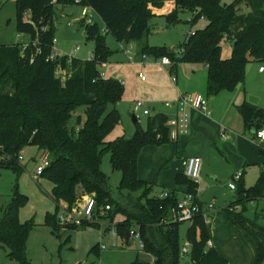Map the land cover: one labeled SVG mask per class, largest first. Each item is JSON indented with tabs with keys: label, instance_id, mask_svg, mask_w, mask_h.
Masks as SVG:
<instances>
[{
	"label": "trees",
	"instance_id": "obj_1",
	"mask_svg": "<svg viewBox=\"0 0 264 264\" xmlns=\"http://www.w3.org/2000/svg\"><path fill=\"white\" fill-rule=\"evenodd\" d=\"M170 2L171 7L166 8ZM57 5L87 7L101 20L105 35L95 22L81 23L86 40L94 43L90 60L65 55L48 59L54 48ZM182 10L192 14L190 24L205 19L207 25L189 34L178 47V56L164 47H148L145 40L150 19L163 16L172 26ZM15 11L16 32L27 35L29 42L25 46L0 45V168L18 173V156L26 147L48 152L49 166L40 177L51 184L49 195L55 212L45 216L44 224L52 235L57 237L62 228L75 231L98 227L99 219L113 222L120 215L122 220L115 223L120 241H124L126 231L136 228L144 245L142 253L149 258L144 261L136 257L130 264H180L179 226L183 223L168 221L178 201L177 192H167L165 198L157 199L151 196L155 184L141 180L137 172L144 147L171 142L168 117H147L145 129L136 121L131 138L105 142L121 122L118 111L113 108L107 112L108 106L118 104L123 95V86L115 77L100 76L99 67L112 54L105 36L110 35L120 44L136 43L139 56L168 57L173 67L182 63L205 65V95L214 97L244 85L248 63L264 64V0H232L229 4L222 0H15ZM222 40L233 47L226 60L220 56ZM57 70L66 72L63 81L55 76ZM237 109L245 130L264 129L262 109L246 102ZM104 152L110 153L112 170L121 174L116 199L100 170ZM174 183L185 187V193L197 194V185L182 173L175 175ZM87 195L94 196L97 210L110 207L107 216L79 227L59 226L56 217L60 208L71 210ZM236 195L240 203L264 198V171L249 189H244L240 178ZM27 201L15 190L0 217V247L9 250L11 260L24 263L25 241L32 224L19 222V210ZM230 209H225L227 220L251 243L255 252L253 264H262L264 247L250 229L254 222ZM184 241L189 244V264H227L214 248L207 246L209 231L200 216L189 223Z\"/></svg>",
	"mask_w": 264,
	"mask_h": 264
},
{
	"label": "rangeland",
	"instance_id": "obj_2",
	"mask_svg": "<svg viewBox=\"0 0 264 264\" xmlns=\"http://www.w3.org/2000/svg\"><path fill=\"white\" fill-rule=\"evenodd\" d=\"M231 2L232 0H222L224 4ZM171 5L170 2L165 7H171ZM82 9L77 5H57L55 7L53 19L54 50L62 55L88 60L92 56L94 43L85 38V27L81 25V23H84L81 18ZM15 12V0H0V45L19 44L25 46L29 42L27 35L16 32ZM91 15L100 33L105 35L101 20L97 15L92 13ZM177 17V21L172 26L167 25L163 16L151 18L149 21L150 32L145 40L147 46L164 47L167 50L177 51L178 47L183 44L191 32L201 30L207 25L205 19H200L194 24H190L192 14L188 11H179ZM105 44L112 54L107 62L101 64L99 72L104 77H115L123 86V95L120 102L115 106H108L107 109V112H109L115 108L121 118L120 124L105 139V142H112L120 137L129 139L133 136L137 128L132 122L134 102H143L151 114L159 111L166 113L167 111L163 108V105L169 101L168 91L173 84L168 75L161 68L154 65L152 57H147L144 62L148 64L142 67L128 61L125 55L127 51H130L133 54V59L136 60L135 55L138 51L136 43L120 44L107 34L105 36ZM77 47L79 49L75 51ZM220 48L221 58L224 60L229 59L232 54V44L222 40ZM260 67L264 71V64L248 63L246 65L245 83L236 90V93H240L236 98L229 92L213 97L215 107L211 110L209 105V110L210 112L212 111L211 121L216 123L217 126H226V123L232 125L235 122L240 123L241 118L237 108L243 102L254 105L264 111V73L258 72ZM200 68H202L200 65L182 63L178 65L177 75L180 79H182V75L190 79L195 72L196 75L193 82L202 83L204 78L202 72L199 71ZM139 72L149 81H152V84L149 83L148 88H146L148 82H140L138 78ZM135 116L137 117L138 126L145 129L147 116H143L141 112L135 114ZM204 134L205 132L203 131L197 132L196 142H198V145L206 147L207 144L212 143L208 147L209 155H206V159L203 160L205 166L200 177L201 181L210 182L212 180L214 188L207 189L202 194L206 203L210 201V204H213L222 213L223 209L235 200L236 194L226 189L229 180L223 174L224 170H222L226 165L224 158H229L231 153L227 155L223 151L219 137L217 138L211 134L209 140L204 137ZM151 147L153 146H146L141 150L137 161V172L141 180L155 184L151 196H156L169 191L171 188L174 177L172 168L174 165H172V162L175 159L167 158L168 160H166L165 157L167 155L152 153V149L157 148ZM38 152L40 151L36 147L29 146L19 153L21 169L18 173L0 168V217L3 210L11 203L16 190L28 200L19 210V222L21 224H32L25 241V263L11 260L8 257L9 250L0 247V264H130L136 257L140 260L149 261V258L140 252L136 240H131L125 246L117 239L116 248L102 251L92 250L95 246L107 245L111 241V235L109 233L103 234V230L98 227L79 228L75 231L60 230L57 237L52 235L51 229L44 224L45 216L55 212L54 203L49 195L51 184L42 177H38L37 180L31 179L39 163L40 154ZM213 163L218 164L220 167H218V170L222 174L216 179L217 182L210 175V172L214 171ZM100 170L106 177L107 187L112 197L118 198L117 187L121 174L112 170L109 152H104L101 155ZM245 208V216L254 222V226L258 230L254 229L257 233L264 234V213L262 212V210L264 211V200H259L257 203L247 202ZM59 214L58 212L57 216ZM106 216L107 214L105 213L102 217ZM121 220L122 216L117 215L113 224ZM101 221H106V219ZM188 226L189 223H183L179 226L182 246L185 243V231ZM240 235L238 228L230 221L226 223L220 222L213 233L212 238L220 248L221 255L226 257L230 264H238L241 258H246L245 241L247 239L244 236L241 238ZM180 264H189L187 254L181 255Z\"/></svg>",
	"mask_w": 264,
	"mask_h": 264
},
{
	"label": "crops",
	"instance_id": "obj_3",
	"mask_svg": "<svg viewBox=\"0 0 264 264\" xmlns=\"http://www.w3.org/2000/svg\"><path fill=\"white\" fill-rule=\"evenodd\" d=\"M135 56H136V60L139 61L140 56L138 54V51ZM146 64L148 63H144V65H140V64H137V65L142 67V66H146ZM178 65L174 67L172 66L171 68L169 67L170 69L169 68L162 69L164 73H166V75H168L167 71L169 70V72L176 77L175 84L171 85L168 91L169 102L174 101L179 94L198 93V94L205 95L206 77H207L206 66L200 65V64H194V65L202 66V68H200L199 71L202 72V76L204 78L202 83L198 82L197 84L193 82L194 76L196 75L195 72L193 73L194 76L190 79L183 77V75H182V79H180V77H178L177 75V71L179 70ZM189 65H193V64H189ZM258 72L261 74L264 73V71L260 72L259 70ZM181 74H182V71H181ZM140 82L142 83L148 82V84L146 85L147 86L146 88L149 87V83L152 84V81H149L147 78H145L144 81H140ZM237 89L238 87L233 92H229L232 94V96H234V98L240 95V93H236ZM221 93H225V92H221ZM220 94H218L217 96H219ZM207 99H208V114H201L195 111H189V130H188L189 133H186L185 135H181L176 142H170L168 144H164L159 147L153 146L151 148H157V149H152L153 152L152 151L151 152L158 153L159 155H167L165 157L166 160H168L167 158L171 160L175 159V161L172 162L173 163L172 165H174L172 167L174 171V177L176 174L181 173L182 171L181 166H180V162L182 159L187 158V157H198L202 161V166L200 170V175H201L203 168L205 166V164L203 163V160L206 159L205 157L206 155H209L208 147L210 146L212 142L207 144L206 147H202L198 145V142H196L197 141L196 138L198 136L197 132H201V131L205 132L204 137H206L209 140H210V135L213 134L215 135V137L217 138L219 137V142L223 148V151L227 155L231 153L229 158H226V157L224 158L226 165L222 169L224 170L223 174H225L226 178L230 181L232 179V176L235 173L240 172L241 181H242L244 189H249L250 187L254 186L261 172L264 171V148L259 147L255 145V143L252 142L254 140L255 132H253V130H245L243 127L242 119L240 123L235 122L233 125L226 123L227 124L226 126L224 125L217 126L216 123L212 122L211 121L212 111L210 112L209 105H210L211 110L212 108L215 107L214 99L213 97H207ZM163 108L167 111L166 113L159 111L154 114H163V115H166L167 117L173 114L172 109H166L164 105H163ZM38 154H40V152H38ZM212 167H214V171L213 172L211 171L210 175L214 177V181H215L217 178H219V175H222V174H221V171L218 170L219 166L217 163H213ZM174 177H173L171 188L169 189V191H166V192H171L175 190L177 192L176 195L178 199H180L182 195L185 193L186 188L176 186L174 183ZM215 182H217V180ZM196 185H197L196 200L199 205H201L202 207H205L206 205L210 204V201H208V203L204 201L202 192L207 189H213L214 182L212 180L210 182H205L204 180L201 181V177L199 176V180ZM226 189H228L232 193L234 192L236 193V189L232 191L228 188V186H226ZM260 200H264V198ZM258 201L259 200L250 201L248 203H251V202L257 203ZM246 204L247 202H244V203L238 202L237 195L235 194V200L233 202H230L229 205L223 209L222 213H220L214 207L215 211L209 217L210 223L207 225V228L209 231L211 248H214L220 255H221V250L215 244L212 237H213V233L216 231V228L220 224V222L222 223L228 222L226 218V214H225V209H227L228 207H231L230 211H234L235 213L241 212L245 216ZM262 212L264 213L263 210ZM246 218L249 219L248 217ZM249 221L251 220L249 219ZM254 228L256 227L252 226L251 228L252 232L255 235L257 234L256 236L257 239L261 242V244L264 245V234L257 233L256 230L258 229L256 228L255 230ZM60 230L67 231L63 228ZM238 231L241 233L240 235L241 238H243L244 234L242 233V231L239 228H238ZM104 233H108V232H106V230H103V234ZM244 238L246 239L245 236ZM245 244H246V249H247L246 258H243V259L241 258L238 264H253L255 260L254 249L251 243H249V241L246 240ZM222 257L226 259V257L224 256ZM227 264H230L229 260L227 261ZM263 264H264V261H263Z\"/></svg>",
	"mask_w": 264,
	"mask_h": 264
},
{
	"label": "built area",
	"instance_id": "obj_4",
	"mask_svg": "<svg viewBox=\"0 0 264 264\" xmlns=\"http://www.w3.org/2000/svg\"><path fill=\"white\" fill-rule=\"evenodd\" d=\"M89 8H83L81 11V18L85 24L90 25L93 23L92 15ZM79 48L77 47L75 51ZM174 51V50H173ZM174 53L178 56L181 54L179 50L174 51ZM128 61H131L134 64L144 65V60L147 58L145 55L140 56V60L137 61L133 59V54L130 51L125 53ZM63 56L61 53H57L54 48L52 54L48 57V59H54L56 57ZM67 56V55H65ZM68 58H72L71 56H67ZM91 58V57H90ZM90 58L88 60H90ZM135 60V61H134ZM154 65L161 68H171L174 64L168 57H162L160 59L153 60ZM169 68V69H170ZM259 71H263V68H259ZM169 75V79L172 84H175L176 77L167 71ZM56 77H60L63 81L66 72L64 70H57L55 72ZM101 77H104L102 73H100ZM138 78L140 81H144L145 77L142 73L138 74ZM166 109H172L173 114L168 117L167 120V128H168V136L171 142H176L181 135H185L188 133L189 128V111H195L201 114H208V99L203 94H179L174 101H168L164 104ZM141 112L143 116L151 117L154 114L150 113L145 107V104L141 101H137L133 103L132 113L135 114ZM136 120L137 117L135 116ZM159 138V136H157ZM224 137V136H223ZM255 145L264 148V129L256 131L254 134V140L252 141ZM21 157L18 156V162L20 164ZM49 154L46 151L40 152L39 163L36 166L35 174L31 176L32 180H37L40 177L41 173L49 166ZM181 173L188 180L197 184L200 176V170L202 166V161L198 157H187L181 160ZM241 178V173L237 172L232 176V179L228 183V188L230 190L236 189V182ZM167 196V192L156 195L157 199H163ZM110 210V207L105 205L104 207H100L98 210L96 208V203L93 195L85 196L77 205L73 206L71 210H65L60 208L59 215L57 216V223L62 227H79L83 223H94L96 219L104 216V214ZM215 211L213 204H208L205 207H202L198 204L196 200V195L190 193H184L180 199H178L176 206L171 209L168 221L170 223H191L195 217L200 216L203 219L204 224L207 226L210 223V215ZM98 227L101 230H106L111 235V241L105 245L101 244L98 246L99 250H107L110 248L117 247V239L120 240L118 234L116 232L115 224L113 222L106 219V221L98 220ZM136 240L138 243V248L140 252H143V242L140 237V233L136 228L129 230V241ZM123 242V243H122ZM124 244V241H121ZM208 247H211L210 241L207 243ZM189 252V244L185 242L181 248V255L187 254Z\"/></svg>",
	"mask_w": 264,
	"mask_h": 264
},
{
	"label": "water",
	"instance_id": "obj_5",
	"mask_svg": "<svg viewBox=\"0 0 264 264\" xmlns=\"http://www.w3.org/2000/svg\"><path fill=\"white\" fill-rule=\"evenodd\" d=\"M136 121L137 120H136L135 116L133 115L132 116V122L135 124ZM253 132H254V130H253ZM128 241H129V231H126L125 234H124V244H125V246L128 245Z\"/></svg>",
	"mask_w": 264,
	"mask_h": 264
}]
</instances>
